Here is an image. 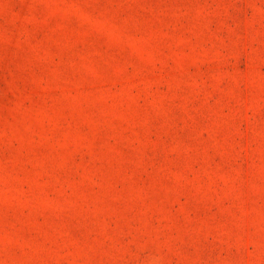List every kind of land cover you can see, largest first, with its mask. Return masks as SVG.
I'll return each mask as SVG.
<instances>
[{
	"label": "rangeland",
	"instance_id": "rangeland-1",
	"mask_svg": "<svg viewBox=\"0 0 264 264\" xmlns=\"http://www.w3.org/2000/svg\"><path fill=\"white\" fill-rule=\"evenodd\" d=\"M0 264H264V0H0Z\"/></svg>",
	"mask_w": 264,
	"mask_h": 264
}]
</instances>
